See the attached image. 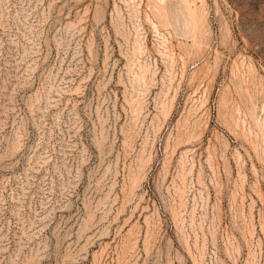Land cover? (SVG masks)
<instances>
[{"label": "rangeland", "instance_id": "rangeland-1", "mask_svg": "<svg viewBox=\"0 0 264 264\" xmlns=\"http://www.w3.org/2000/svg\"><path fill=\"white\" fill-rule=\"evenodd\" d=\"M0 264H264V0H0Z\"/></svg>", "mask_w": 264, "mask_h": 264}]
</instances>
